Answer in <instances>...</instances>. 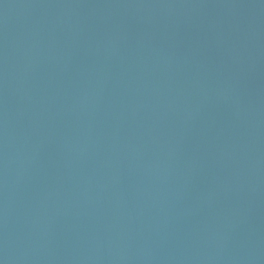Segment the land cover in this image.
I'll use <instances>...</instances> for the list:
<instances>
[{
    "label": "water",
    "instance_id": "obj_1",
    "mask_svg": "<svg viewBox=\"0 0 264 264\" xmlns=\"http://www.w3.org/2000/svg\"><path fill=\"white\" fill-rule=\"evenodd\" d=\"M0 264H264V0H0Z\"/></svg>",
    "mask_w": 264,
    "mask_h": 264
}]
</instances>
